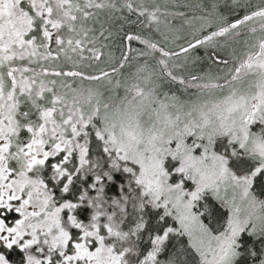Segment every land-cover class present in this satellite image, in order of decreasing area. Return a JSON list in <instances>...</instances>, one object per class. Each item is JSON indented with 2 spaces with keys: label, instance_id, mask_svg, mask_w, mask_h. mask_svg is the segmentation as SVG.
<instances>
[{
  "label": "snow or ice",
  "instance_id": "snow-or-ice-1",
  "mask_svg": "<svg viewBox=\"0 0 264 264\" xmlns=\"http://www.w3.org/2000/svg\"><path fill=\"white\" fill-rule=\"evenodd\" d=\"M0 264H264V0H0Z\"/></svg>",
  "mask_w": 264,
  "mask_h": 264
}]
</instances>
